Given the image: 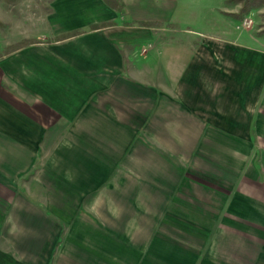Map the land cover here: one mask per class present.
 I'll use <instances>...</instances> for the list:
<instances>
[{"label": "crops", "instance_id": "crops-1", "mask_svg": "<svg viewBox=\"0 0 264 264\" xmlns=\"http://www.w3.org/2000/svg\"><path fill=\"white\" fill-rule=\"evenodd\" d=\"M161 5L149 14L168 17ZM113 17L55 0L32 36L50 41L1 61L0 182L24 187L18 232L81 217L111 264H264V40L91 28ZM139 40L152 49L128 55Z\"/></svg>", "mask_w": 264, "mask_h": 264}, {"label": "rangeland", "instance_id": "rangeland-1", "mask_svg": "<svg viewBox=\"0 0 264 264\" xmlns=\"http://www.w3.org/2000/svg\"><path fill=\"white\" fill-rule=\"evenodd\" d=\"M54 1L0 0V64L10 54L29 44L50 41L32 36L35 29L43 27L42 24ZM101 1L110 8L115 17L92 25L93 29L119 25L124 28H137L140 32L147 28L145 30L150 29L159 35L160 39L180 38L181 34L192 33L195 38L212 34L219 39L227 36L236 40L247 35L264 40V0H108L114 8L104 0ZM163 3L169 6V18L164 14H149L150 7H160ZM80 33L81 30L76 29L62 33L55 39L71 38ZM153 43L139 40L125 46L124 50H127L128 55L139 58L152 49ZM1 76L0 69V96H3L7 95V92L2 87L4 85ZM260 149L261 147L253 154L255 159L258 156L264 159ZM23 188L0 182V264H14L19 258L32 264H111L108 263V257L114 256L113 249L109 247L108 242L105 243L108 248L104 249L93 245L88 239L94 238L97 233H82L81 226L85 221L83 222L81 217L74 220L73 224H68L70 227L67 228V224L60 217L51 216V221H48L45 227L28 226L31 232L19 233V222L23 218L18 216L17 199L18 195L24 194ZM28 203L32 204L29 201ZM23 223H26V218ZM244 234L253 240L258 236L255 231ZM210 235L203 234L202 241L208 240ZM33 236H42L41 243H37L40 247L34 248L30 240L26 241L31 237L33 240ZM184 236L186 241L198 240L194 237L195 234L186 233ZM82 237L84 243L81 241Z\"/></svg>", "mask_w": 264, "mask_h": 264}, {"label": "trees", "instance_id": "trees-1", "mask_svg": "<svg viewBox=\"0 0 264 264\" xmlns=\"http://www.w3.org/2000/svg\"><path fill=\"white\" fill-rule=\"evenodd\" d=\"M10 1H14V0H10ZM109 6H111L112 8H114V5L113 4H111V3H109V1L108 0H104Z\"/></svg>", "mask_w": 264, "mask_h": 264}]
</instances>
